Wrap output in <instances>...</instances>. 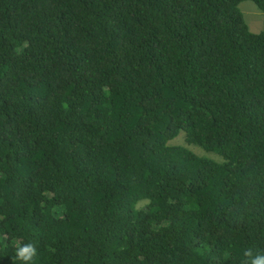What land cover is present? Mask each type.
I'll return each mask as SVG.
<instances>
[{"label":"trees","instance_id":"16d2710c","mask_svg":"<svg viewBox=\"0 0 264 264\" xmlns=\"http://www.w3.org/2000/svg\"><path fill=\"white\" fill-rule=\"evenodd\" d=\"M261 257L264 0H0V264Z\"/></svg>","mask_w":264,"mask_h":264},{"label":"rangeland","instance_id":"374dc122","mask_svg":"<svg viewBox=\"0 0 264 264\" xmlns=\"http://www.w3.org/2000/svg\"><path fill=\"white\" fill-rule=\"evenodd\" d=\"M239 8L243 14L249 31L254 34L259 33L263 29V13L260 12V10L252 1L242 2ZM169 144L185 146L199 156L216 159V157L210 155L211 153H208L201 148L187 145L185 142L184 132H180L174 140L169 142Z\"/></svg>","mask_w":264,"mask_h":264},{"label":"clouds","instance_id":"9594fccd","mask_svg":"<svg viewBox=\"0 0 264 264\" xmlns=\"http://www.w3.org/2000/svg\"><path fill=\"white\" fill-rule=\"evenodd\" d=\"M34 255L35 248L31 244L20 247L17 251V256L25 262L30 261ZM253 264H264V257L256 259Z\"/></svg>","mask_w":264,"mask_h":264}]
</instances>
